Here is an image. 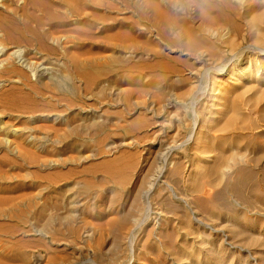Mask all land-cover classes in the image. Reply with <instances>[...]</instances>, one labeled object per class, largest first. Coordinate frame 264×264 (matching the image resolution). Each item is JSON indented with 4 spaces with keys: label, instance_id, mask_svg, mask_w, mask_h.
I'll use <instances>...</instances> for the list:
<instances>
[{
    "label": "rangeland",
    "instance_id": "374dc122",
    "mask_svg": "<svg viewBox=\"0 0 264 264\" xmlns=\"http://www.w3.org/2000/svg\"><path fill=\"white\" fill-rule=\"evenodd\" d=\"M0 1L3 25L45 35L49 49L28 32L30 46L0 45L1 59L20 50L31 62L17 66L25 79L0 78V94L28 96L20 113L0 106L5 137L14 129L25 149L0 147V264H264L263 152L226 141L221 183L192 153L225 42L235 63L250 51L241 0H181L179 12L178 0H87L76 13L61 0ZM222 129L211 133L233 136ZM235 153L257 192L243 183L217 198L241 177Z\"/></svg>",
    "mask_w": 264,
    "mask_h": 264
},
{
    "label": "bare ground",
    "instance_id": "6f19581e",
    "mask_svg": "<svg viewBox=\"0 0 264 264\" xmlns=\"http://www.w3.org/2000/svg\"><path fill=\"white\" fill-rule=\"evenodd\" d=\"M11 1V0H10ZM62 4L69 5L71 12L76 13L77 4H87V0H61ZM2 2V1H0ZM241 15L246 24V32L249 43V50L242 57V60L235 63L236 56L231 55L234 51L233 40L229 39L225 42L229 50L227 53L230 55L226 64L216 68V74H219L216 84V89L213 91V95L210 98L207 108L204 112L198 113L199 123L201 128L195 134L193 140L194 155L199 154L200 158H197V163L200 168H207L209 174L216 178L219 183L222 181V174L216 168V161L220 160L223 156L222 148L226 141L235 140L236 144L243 147L242 150L247 151L249 149L260 150L263 152L264 147L256 144V137L263 134H259L258 131L262 128L261 123H264V48L262 43L264 41V0H241L240 1ZM155 17L158 13H154ZM22 32H20V31ZM25 32L30 33L36 40V45L40 51H48L45 40V35H40L32 29L24 26L23 29H17L11 23L3 25L0 20V45H14V46H30L29 41L25 37ZM225 37V34L222 35ZM29 50V49H27ZM260 55L262 59H258L256 54ZM5 52V48L0 46V78L10 77L13 75H20L23 79L26 78L25 74L18 69L17 66L28 69L30 55L26 51V57L21 55V51H13L9 55L10 59H1ZM241 54V53H240ZM47 68L43 62L38 63L35 68V73L38 80L44 79L47 76ZM222 75V76H221ZM222 78H221V77ZM240 82H245L241 87L237 85ZM28 99L27 95H21L17 90L0 94V106L6 108L9 112H22L24 109L21 105ZM24 101V102H23ZM244 108H251L257 110L258 116L254 120L248 115ZM220 127L222 130L231 132L232 135L227 137H217L211 132L213 128ZM13 139L5 137L7 132L4 127L0 125V147L10 148L11 146L19 145L16 141L15 130L10 129ZM235 132V133H234ZM238 132V134H237ZM234 138V139H233ZM11 145V146H10ZM25 145V143H23ZM19 153H23L24 147L18 146ZM213 149L217 151L216 156L212 160H207V153ZM237 149V148H235ZM234 152V151H233ZM245 154L238 156V153L231 154L229 160L233 163V173H237L241 177L235 182L226 180L221 186V190L217 193V198H223L224 195H240L239 186L243 183H249L252 190H256L254 181V175L252 172L245 171V165L243 159ZM225 161V160H224ZM258 161V160H256ZM254 163H258L253 161ZM3 160L0 161L2 166ZM1 178V177H0ZM264 180V176H263ZM244 184V185H245ZM196 204L199 203L197 199H194ZM200 205V203H199ZM214 211L211 212L213 214ZM252 243H259L258 238L252 239Z\"/></svg>",
    "mask_w": 264,
    "mask_h": 264
},
{
    "label": "clouds",
    "instance_id": "9594fccd",
    "mask_svg": "<svg viewBox=\"0 0 264 264\" xmlns=\"http://www.w3.org/2000/svg\"><path fill=\"white\" fill-rule=\"evenodd\" d=\"M176 10L179 11H183L184 9V4L181 2V0H178L177 4L175 5Z\"/></svg>",
    "mask_w": 264,
    "mask_h": 264
}]
</instances>
